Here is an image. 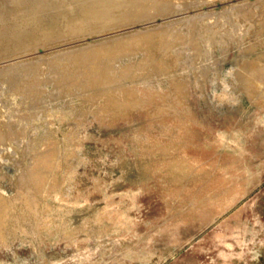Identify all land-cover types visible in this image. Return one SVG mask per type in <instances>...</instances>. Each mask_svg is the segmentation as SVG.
Here are the masks:
<instances>
[{"label": "rangeland", "instance_id": "obj_1", "mask_svg": "<svg viewBox=\"0 0 264 264\" xmlns=\"http://www.w3.org/2000/svg\"><path fill=\"white\" fill-rule=\"evenodd\" d=\"M175 1L0 51V264H264V0Z\"/></svg>", "mask_w": 264, "mask_h": 264}, {"label": "bare ground", "instance_id": "obj_2", "mask_svg": "<svg viewBox=\"0 0 264 264\" xmlns=\"http://www.w3.org/2000/svg\"><path fill=\"white\" fill-rule=\"evenodd\" d=\"M169 1L170 0H0V51L1 52H5L6 51V49H8V48H10L11 47V49H12V46H13V48L14 47H16L17 46V44L18 43H20L21 45H19V46H22V44H23V46L22 47H24L25 46V44L27 45H29V43L30 44H33V46L32 47H34V45H35V48H37V46H38V48H39V45L41 46V44L43 45V43H39V42H41V40H43L44 39V45H46L48 42H50V41H52V42H54L53 40H56V39H54V38H57V40H59L60 39V37H58V36H61L62 34H64L65 32H67L65 35L68 37L69 35H71V33H73L74 32V34H75V32H79V31H86V32H88L87 30H91V29H93V28H95L94 30H96V27L99 29V27H100V30H101V28L103 29L104 27H106L107 26V28H108V25L110 26V23H111V26H112V24H113V22L114 21H117L118 19H124V20H126L127 21V19H125V18H128L129 19V17L130 16H132V17H136L137 15L139 16V15H144V14H148V13H153V12H155L157 9H160L159 7L160 6H163V5H165V7H167V5H172L171 3H169ZM175 0H172V2H174ZM179 1V0H178ZM176 2V1H175ZM184 2V1H183ZM186 2V1H185ZM184 2V3H185ZM189 3H191V2H189ZM167 4V5H166ZM176 5H177V3H175ZM178 5L180 6V7H182L181 5H183V3H181V5L178 3ZM177 5V6H178ZM246 5V4H245ZM249 5V4H248ZM259 5V4H258ZM173 7H175V5L173 4L172 5ZM176 6V7H177ZM184 6V5H183ZM253 5H250V7H248V9L247 10H249V9H251V7H252ZM257 6V5H256ZM241 7H245V6H241ZM255 7V6H254ZM171 8V7H170ZM170 8H168V9H170ZM183 8V7H182ZM165 8H162V11L164 10ZM167 9V10H168ZM243 8H240V10H239V7H238V10H237V12L239 11V12H242V11H245L246 9L244 8L243 10H242ZM170 10H172V9H170ZM168 11V14L169 13H172V11ZM242 10V11H241ZM161 11V12H162ZM159 12V11H158ZM161 12H159L160 14H161ZM247 12V11H246ZM158 13V14H159ZM165 13H167V12H165ZM240 14V13H239ZM242 14H243V12H242ZM136 15V16H135ZM149 16H150V14H148ZM163 15V14H162ZM144 16H146V15H144ZM153 16L154 17H156L155 15H152L151 17L153 18ZM161 16V15H160ZM164 16H165V14H164ZM131 17V18H132ZM140 17V16H139ZM261 17V16H260ZM116 19V20H115ZM133 19V18H132ZM131 19V20H132ZM136 19V18H135ZM263 19H264V17H263ZM114 20V21H113ZM119 22H121L120 20H118ZM123 21V20H122ZM126 21H123V22H125L126 23ZM130 21V20H129ZM136 21V20H135ZM134 20L133 21H131L130 23H132L133 25H135L134 24V22H135ZM140 21V20H139ZM264 22V20L262 21V23ZM118 22H114V24L116 25ZM124 23V24H125ZM130 23H128V21H127V23L126 24H130ZM135 23H137V22H135ZM123 24V25H124ZM131 24V25H132ZM122 25V26H123ZM264 25V24H263ZM116 26H118V25H116ZM115 26V27H116ZM170 27V26H169ZM163 28V27H162ZM161 28V29H162ZM172 28V27H171ZM98 29L96 30V31H98ZM105 29V28H104ZM104 29H103V31H104ZM161 29H160V31H161ZM164 29V28H163ZM264 29V28H263ZM94 30H92V31H94ZM144 30V29H143ZM147 30V29H146ZM154 30V29H153ZM167 30V29H166ZM168 30H169V28H168ZM171 30V29H170ZM68 31H71V33H69ZM102 31V30H101ZM142 30H140V32H141ZM148 31V30H147ZM86 32H84V33H86ZM98 32H100V31H98ZM137 32H138V29H137ZM136 32V33H137ZM150 32H151V30L148 32V34H150ZM164 33H165V31H163ZM162 31H161V33H160V35H159V33L157 34L156 33V36L157 35H159L160 36V40H164V37H166L167 35H168V33L167 34H165L164 35V33H163ZM166 32H169V31H166ZM88 33H90V32H88ZM80 34V33H79ZM141 35H143L142 33H140ZM139 34V32H138V35L139 36H141ZM148 34L147 35H144V36H148ZM161 34H162V36H161ZM133 35H135V33H133ZM152 35V34H151ZM150 35V36H151ZM63 36V35H62ZM66 36H64L63 38H65ZM130 37H131V35H129ZM164 36V37H163ZM169 36V35H168ZM122 37H124V35L122 36ZM122 37H119L120 38V40H121V38ZM128 37V36H127ZM155 37V36H154ZM161 37H163V38H161ZM118 38V39H119ZM129 38V37H128ZM144 37H140V39H143ZM146 38V37H145ZM156 38V37H155ZM159 38V37H158ZM62 39V38H61ZM130 39V38H129ZM137 39V38H136ZM139 39V40H140ZM147 39V38H146ZM145 39V40H146ZM178 39H180V38H177L176 40L178 41ZM133 40V39H132ZM132 40H130V41H132ZM175 40V39H174ZM175 40V41H176ZM190 40V39H189ZM119 43H121L119 40H117ZM135 41V40H134ZM142 41V40H141ZM148 41V40H147ZM169 42L170 41H172L171 39L170 40H168ZM174 41V42H175ZM43 42V41H42ZM59 42V41H58ZM114 42H116V40L114 39ZM113 41H112V43H114ZM125 42H126V40H125ZM125 42H123L122 43V46H123V44L125 43ZM136 42L137 43H134V42H131L132 44H136V45H138L139 46V43H138V40H136ZM140 42V41H139ZM151 42V41H150ZM154 43H156L155 41H153ZM153 42H151L149 45H151ZM178 42H181L180 40L178 41ZM189 42V41H188ZM187 42V43H188ZM13 43H17L16 45L15 44H13ZM119 43H117L118 44V46H119ZM127 43V42H126ZM125 43V44H126ZM131 43H129L128 42V44H129V48H131V46L133 47V45H131L130 46V44ZM149 43V42H148ZM166 43V42H165ZM183 43V42H182ZM185 43V42H184ZM36 44H38L37 46H36ZM52 44V43H51ZM107 44V43H106ZM110 44H111V42H110ZM115 45H112L113 47H111V46H109L108 47V49L107 48H102V46H100L102 49H103V52L104 51H106V52H108L107 50H109V48H114V50H115V46H116V43H114ZM125 44H124V46H125ZM173 44V43H172ZM172 44L170 43V45L167 43V45H169V46H167V47H170V46H172ZM12 45V46H11ZM27 45V46H28ZM92 45H94V44H92ZM127 45V44H126ZM142 47H144V45L143 44H140ZM149 45L147 44V47H148V49H150L151 47H153L154 45H156V44H152V46H150V48H149ZM159 45V49H165V48H167L166 47V45H165V48H163L164 47V43H163V46L160 48V43L158 44ZM157 45V46H158ZM180 45H181V43H180ZM87 47H86V51H87V53L89 52L88 50H89V46L88 45H86ZM99 46V45H98ZM104 46H108V45H104ZM118 46H116V48L118 47ZM137 46V48H136V50H138L140 47H138ZM31 46H30V48H32ZM126 47V46H125ZM127 47H128V45H127ZM126 47V49L127 50H125V48L124 47H122V49L121 50H119V48H117L116 50H118V51H112L111 53H117L118 54V52H120V51H122L123 50V48H124V54H126V51H127V54L129 53V52H131V50L129 51L128 50V48ZM136 47V46H135ZM135 47H133V48H135ZM175 47H177V49H178V47H179V45H177V46H174V48ZM24 48H26V47H24ZM82 48V47H81ZM80 48V49H81ZM96 49L98 48V47H95ZM101 48H98V50L99 49H101ZM132 48V49H133ZM145 48H146V46H145ZM158 48V47H157ZM83 49V48H82ZM105 49H107V50H105ZM142 49V48H141ZM152 49V48H151ZM161 49V50H162ZM167 49H169V48H167ZM167 49H165L164 51H166ZM77 50V49H76ZM75 50V51H76ZM79 50V49H78ZM84 50V49H83ZM97 50V51H98ZM112 50V49H111ZM133 50H135V49H133ZM132 50V51H133ZM143 50V49H142ZM141 50V52H143ZM80 51H82V50H80ZM85 51V50H84ZM90 51H92V49H90ZM100 51V50H99ZM102 51V50H101ZM146 51V53H147V51L148 50H145ZM149 51H151V50H149ZM194 51H197L196 49H194ZM193 51V52H194ZM68 53L67 54H69V53H71L70 51H67ZM78 51H76V53H77ZM121 52V53H122ZM134 52V51H133ZM133 52L132 53H130V56H132V54H133ZM152 52V51H151ZM155 52H157V51H154V53ZM63 53V52H62ZM65 53H66V51H64V55H65ZM73 53V52H72ZM75 53V52H74ZM79 53V52H78ZM77 53V54H78ZM85 54H86V52H84ZM97 53V52H96ZM100 53V52H99ZM113 53V54H114ZM135 53V52H134ZM153 53V52H152ZM151 53V54H152ZM153 53V54H154ZM162 53H165V52H162ZM3 54V53H2ZM66 54V55H67ZM85 55V54H83V52H81V53H79V56H81V55ZM101 54V53H100ZM100 54H98L99 56H100ZM113 54H112V57H113ZM117 54H115V55H117ZM126 54V55H127ZM149 54V53H148ZM147 54V55H148ZM150 54V55H151ZM73 55V54H72ZM76 54H74L73 55V57L75 58V57H79L78 55L77 56H75ZM98 55L96 56L97 58H99L98 57ZM102 55V54H101ZM105 55H107V53L105 54V52H104V55H102V56H105ZM120 55V54H119ZM123 54H121V56H122ZM129 55V54H128ZM136 55V54H135ZM70 56V55H69ZM83 56L81 57V58H83ZM95 56V53H89V54H86V58L87 59H89V60H91L90 62H92L93 61V57ZM102 56H100L101 58H102ZM152 56V55H151ZM151 56H149L148 55V57H149V59H150V57ZM170 56V55H169ZM73 57H71V58H73ZM85 57V56H84ZM116 57V56H115ZM118 57V56H117ZM123 57V56H122ZM165 57H167V56H165ZM70 58V57H69ZM101 58H99V59H101ZM105 58V57H104ZM104 58H102V60L104 59ZM106 58H109V56L108 57H106ZM152 58V57H151ZM172 58V57H171ZM60 59V58H59ZM80 58H78V60H79ZM85 59V58H84ZM86 59V61L88 62V60ZM114 59H116V58H114ZM76 61V58L75 59H73V61ZM78 60L76 61V62H78ZM83 59H81V61H82ZM95 60L98 62L99 60H97L96 58H95ZM101 60V61H102ZM110 60L112 61V59L110 58ZM150 60H152V59H150ZM153 60L155 61V58H153ZM172 60V59H171ZM74 61V62H75ZM86 61H84V63L83 62H81L80 63V65H82V63H83V65L85 64V62ZM96 61H94V62H96ZM105 61V60H104ZM109 61V59L107 60V62ZM75 62V63H76ZM86 62V63H87ZM94 62H92L91 64L93 65V63ZM96 62V63H97ZM106 62V63H107ZM153 62V61H152ZM99 63L101 64V62L99 61ZM146 63V62H145ZM149 63H151V62H149ZM153 63H155V64H157L156 62H153ZM175 63V62H174ZM147 64V63H146ZM154 64V65H155ZM89 65V64H88ZM91 65V66H92ZM102 65H104V64H102ZM148 65V64H147ZM264 65V64H263ZM87 66V65H86ZM90 66V68L92 69V67ZM101 66V65H100ZM104 66H106V65H104ZM144 66H146L145 64H144ZM94 67V66H93ZM97 67H99V64H98V66ZM103 67V66H102ZM101 67V68H102ZM153 67H157V66H153ZM87 68H88V66H87ZM96 68V67H95ZM263 68V67H262ZM129 69V68H128ZM132 69V68H131ZM151 69V68H150ZM153 69H155V68H153ZM162 69V68H161ZM98 70H100V68H98ZM103 70V71H102ZM102 70L101 71H98V73L99 72H103L104 73V69L102 68ZM260 70H261V68H260ZM93 71V70H92ZM107 71V70H106ZM126 71H127V69H126ZM131 71V70H130ZM129 71V72H130ZM133 71V70H132ZM156 71L157 72H159V70L158 69H156ZM164 71L165 72H167L166 71V69H164ZM108 72V71H107ZM259 72H262L261 74H264L263 73V71H259ZM95 73H96V71H95ZM98 73H96V74H98ZM127 73V72H126ZM132 73V72H131ZM143 73V72H142ZM141 73V74H142ZM145 73V72H144ZM153 73V72H152ZM99 74H101V73H99ZM99 74H98V76H99ZM141 74H139L140 76H142ZM101 75H103V76H101ZM100 76L102 77V80H103V77L105 76L106 77V74L104 75V74H101ZM128 75V74H127ZM126 75V76H127ZM88 76V75H87ZM90 77H91V75H89ZM96 76V75H95ZM98 76H96V78L98 77ZM126 76H124V78L126 77ZM138 76V75H137ZM145 76V75H144ZM147 76V75H146ZM93 77H94V75H93ZM93 77H92V79H93ZM71 78H73V77H71ZM70 78V79H71ZM96 78H94V80L96 79ZM129 78V76H127V78L126 79H128ZM82 79V78H81ZM91 79V78H90ZM106 79V78H105ZM104 79V80H105ZM129 79H132V78H129ZM96 80H98V78L96 79ZM124 80V79H123ZM93 81V80H92ZM99 81H100V79H99ZM107 81V80H106ZM125 81V80H124ZM102 82V81H101ZM108 82V81H107ZM109 82H111V81H109ZM97 83V82H96ZM112 83V82H111ZM114 83V82H113ZM126 83V82H125ZM70 84H72V83H70ZM90 84V83H89ZM101 84H104V82L103 83H101ZM109 84V83H108ZM123 84V83H122ZM106 85H107V83H106ZM110 85V84H109ZM111 85H113V84H111ZM90 86V85H89ZM105 86V85H104ZM118 86V85H117ZM121 86V85H120ZM123 86V85H122ZM101 87V86H100ZM99 87V88H100ZM115 87V86H114ZM81 88V87H80ZM93 88V87H92ZM89 89V88H88ZM128 89V88H127ZM123 90V89H122ZM121 91V90H120ZM116 92V91H115ZM125 92V91H124ZM134 92V91H133ZM100 93V92H99ZM109 93V92H108ZM112 93V92H111ZM122 93V92H121ZM120 93V94H121ZM129 94V93H128ZM101 96V95H100ZM99 96V97H100ZM111 102V101H110ZM123 103V102H122ZM132 103H133V101H132ZM113 104H114V102H113ZM112 104V105H113ZM126 104H127V102H126ZM128 105V104H127ZM127 105H123V106H127ZM123 106H122V108H123ZM125 108H127V107H125ZM125 108H123V109H125ZM50 152V151H49ZM51 153V152H50ZM49 153V154H50ZM52 153H54V152H52ZM50 156V155H49ZM41 157L43 158V156L41 155ZM54 157V156H53ZM53 157H51V158H53ZM46 158V157H45ZM54 159V158H53ZM44 160V159H43ZM50 160H52V159H50ZM45 161H47V160H45ZM45 161H43V162H45ZM49 161V160H48ZM50 162V161H49ZM48 162V163H49ZM47 163V162H46ZM45 163V164H46ZM53 163V162H52ZM46 167H48L47 166V164H46ZM50 167V166H49ZM40 168V167H39ZM42 169H40V171H41ZM48 170V169H47ZM50 171V170H49ZM48 171V172H49ZM52 171V170H51ZM42 172V171H41ZM48 174V173H47ZM36 175V174H35ZM40 177V176H39ZM32 178H34V177H32ZM40 178H42V177H40ZM38 179V178H37ZM40 180V179H39ZM42 180V179H41ZM30 181V180H29ZM28 181V182H29ZM28 182H26V183H28ZM31 182V181H30ZM36 182H38L39 183V181H36ZM49 183V182H48ZM39 185V184H38ZM43 185H44V182H43ZM24 191V190H23ZM27 194H30L31 192L29 191V190H27ZM30 192V193H29ZM32 194V193H31ZM31 194L30 195H28L29 196V198L30 197H32L31 196ZM25 196H27L26 195V193H25ZM33 196H35L34 194H33ZM29 198H26L25 197V199H26V201H28V203L30 204V199ZM35 198H36V196H35ZM32 199V198H31ZM37 199V198H36ZM33 200H34V197H33ZM33 202V201H32ZM33 203H35V202H33ZM37 204V203H36ZM37 206V205H36ZM26 207V206H25ZM32 207V206H31ZM29 208V207H28ZM32 210H33V208H31ZM35 210V209H34ZM36 211V210H35Z\"/></svg>", "mask_w": 264, "mask_h": 264}]
</instances>
